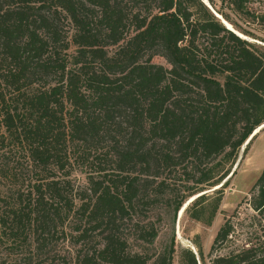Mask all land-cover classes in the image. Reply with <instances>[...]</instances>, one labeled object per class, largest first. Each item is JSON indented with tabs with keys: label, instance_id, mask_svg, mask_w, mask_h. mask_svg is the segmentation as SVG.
<instances>
[{
	"label": "trees",
	"instance_id": "trees-1",
	"mask_svg": "<svg viewBox=\"0 0 264 264\" xmlns=\"http://www.w3.org/2000/svg\"><path fill=\"white\" fill-rule=\"evenodd\" d=\"M230 4L250 15V0ZM250 46L202 0H0V179L16 176L11 154L33 175L0 189V246L31 248L12 264H173V246L147 249L159 179L189 160L211 181L264 124V57ZM91 158L99 168L76 189ZM256 190L264 216V171ZM67 224L74 249L52 248ZM232 232L221 227L212 253ZM210 263L264 264V245Z\"/></svg>",
	"mask_w": 264,
	"mask_h": 264
},
{
	"label": "rangeland",
	"instance_id": "rangeland-1",
	"mask_svg": "<svg viewBox=\"0 0 264 264\" xmlns=\"http://www.w3.org/2000/svg\"><path fill=\"white\" fill-rule=\"evenodd\" d=\"M214 2L215 7L209 2L213 10L222 18V14L227 15L229 21L223 19L244 36L239 35L243 40L248 41L252 50L264 57V25L260 20L264 15V0H250L248 5L250 15L238 13L231 6L230 0H214ZM221 23L223 24L222 21ZM75 50L73 46L71 53ZM153 62L170 68L162 57H155ZM263 125L259 133L249 143L248 140L244 144L235 160L221 158L211 166L216 174L207 183L198 184L201 173L208 172L206 165L201 166L204 170L198 172L189 160L182 162L175 169L163 171L159 182L165 181L167 187L164 194L159 197L160 202L151 215V221L156 223L160 231L154 245L147 246L151 254L173 246L175 248L173 264H187L188 252L196 256L199 264H203L198 248L201 247L204 261L206 264H211L210 261L218 256H230L244 249L260 248L264 245V216L252 206L253 197L258 193V190L254 191L255 186L264 171ZM10 156L12 159L7 160L6 163L10 164L9 168L12 172L15 171L16 176L12 180L0 179V189L3 192L5 189L10 191L14 186H21L23 183L28 184L33 178L23 156L19 154ZM95 163L91 158L85 165L81 164L76 168L72 176L76 189L87 186L89 175L99 168ZM228 169H230L229 175L217 182ZM179 201H183V205L175 215V204ZM182 210L184 213L180 217ZM227 222L232 225L233 232L228 240L212 253L214 240L221 227ZM75 236L73 225L67 224L66 237L58 235L51 246L62 251L74 249L76 241L72 238ZM15 243L11 238L3 240L0 246V264H12L31 251L30 247L21 248L20 244L15 246ZM132 249L140 251L137 243L132 245Z\"/></svg>",
	"mask_w": 264,
	"mask_h": 264
},
{
	"label": "water",
	"instance_id": "water-1",
	"mask_svg": "<svg viewBox=\"0 0 264 264\" xmlns=\"http://www.w3.org/2000/svg\"><path fill=\"white\" fill-rule=\"evenodd\" d=\"M213 12H214V14L216 15V17L219 19V20H221L222 22L224 21V19L221 17V16H219L214 10H213V8L210 6V4H209V2H208V0H207V2L205 1V0H202ZM223 24H225L224 22H223ZM226 26V25H225ZM227 27V29H229V30H231L232 32H234V30H232V29H230L228 26H226ZM235 33V32H234ZM235 34H237V33H235ZM238 35V34H237ZM239 36V35H238ZM256 135V133L254 132V134L249 138V141H248V143L252 140V138L254 137Z\"/></svg>",
	"mask_w": 264,
	"mask_h": 264
},
{
	"label": "bare ground",
	"instance_id": "bare-ground-1",
	"mask_svg": "<svg viewBox=\"0 0 264 264\" xmlns=\"http://www.w3.org/2000/svg\"><path fill=\"white\" fill-rule=\"evenodd\" d=\"M206 2H207V0H205ZM224 23H225V25L226 26H228L230 29H232V30H234V28L230 25V24H228L225 20L223 21ZM234 32L236 33V31L234 30ZM238 35H240L241 37H244L242 34H240V33H237ZM264 126V125H263ZM263 127H260V128H258L257 130H256V134L257 133H259V131L262 129ZM232 177V176H231ZM186 208V207H185ZM184 208V209H185ZM183 213H184V210H182V212H181V214H180V217L183 215Z\"/></svg>",
	"mask_w": 264,
	"mask_h": 264
}]
</instances>
